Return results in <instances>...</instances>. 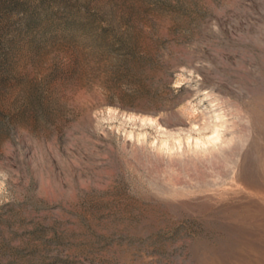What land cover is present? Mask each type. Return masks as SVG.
Segmentation results:
<instances>
[{
  "label": "rangeland",
  "instance_id": "rangeland-1",
  "mask_svg": "<svg viewBox=\"0 0 264 264\" xmlns=\"http://www.w3.org/2000/svg\"><path fill=\"white\" fill-rule=\"evenodd\" d=\"M29 1L0 264H264V0Z\"/></svg>",
  "mask_w": 264,
  "mask_h": 264
},
{
  "label": "trees",
  "instance_id": "trees-1",
  "mask_svg": "<svg viewBox=\"0 0 264 264\" xmlns=\"http://www.w3.org/2000/svg\"><path fill=\"white\" fill-rule=\"evenodd\" d=\"M30 6L29 0H0V91L7 89L8 82L17 79L14 67L15 32H32L39 26L41 18L28 15ZM4 118L0 108V137L9 133V124L3 122Z\"/></svg>",
  "mask_w": 264,
  "mask_h": 264
}]
</instances>
